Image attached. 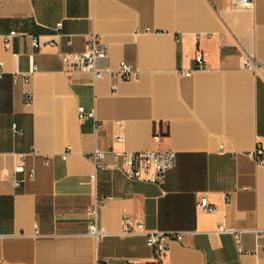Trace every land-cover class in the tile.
I'll use <instances>...</instances> for the list:
<instances>
[{
	"label": "crops",
	"instance_id": "obj_1",
	"mask_svg": "<svg viewBox=\"0 0 264 264\" xmlns=\"http://www.w3.org/2000/svg\"><path fill=\"white\" fill-rule=\"evenodd\" d=\"M89 34L106 47L100 66L125 60L138 78L66 72L59 53ZM0 62V264H264V233L251 231L264 230V164L250 155L264 159V0H0ZM80 105L95 119L79 121ZM159 149L176 158L157 183L127 178L111 152ZM203 195L216 211L197 206ZM123 208L181 240L158 257L143 235L120 234Z\"/></svg>",
	"mask_w": 264,
	"mask_h": 264
},
{
	"label": "built area",
	"instance_id": "obj_2",
	"mask_svg": "<svg viewBox=\"0 0 264 264\" xmlns=\"http://www.w3.org/2000/svg\"><path fill=\"white\" fill-rule=\"evenodd\" d=\"M254 0H230V6L233 8L249 7L253 4ZM61 27V22L56 23L55 30H59ZM148 30V28H146ZM18 34L16 31L12 30L5 37V45H8L9 37L12 35ZM31 44L33 47H40L41 43L39 39L35 36L31 37ZM48 45H53V41L46 43ZM60 59L65 67L66 72H80L87 73L90 75L92 80H98L104 75H109L111 79H123V80H136L138 78V69L131 66L125 60L118 61L115 67L110 66H100L99 61L103 60L107 56V50L100 41L99 37L96 34H89L86 38L85 48L81 51L73 52H60ZM197 67H202L204 64V58L202 53H196L194 56ZM244 66L253 69L254 65L250 61H245ZM36 69V65H32L31 71ZM192 70L181 71L184 75H190ZM21 75L24 81H28V75L26 73H15L16 75ZM2 76L1 62H0V78ZM112 87H115V84H112ZM24 98L27 101H30V96L25 93ZM77 116L79 121L84 120L85 118L95 119L94 109L86 110L84 106L80 105L77 107ZM120 126L123 124L122 121L118 123ZM95 127H101V123L96 122ZM13 130L16 131V125L13 124ZM156 138L159 137L158 134L155 135ZM117 140H123V135L119 133L117 135ZM70 146H66V150L62 153V158L66 159L68 150ZM220 150H223V147H220ZM115 158L116 167L125 175L127 178L134 181H148L157 183L159 182L166 172L171 169L175 164L176 153L170 149H159V150H145V151H112ZM261 150L256 147V149L250 153L251 157L255 159L257 163L264 164V159L260 157ZM106 152L94 148L90 153V158L93 161V164L96 169H105L107 164L105 163ZM47 163V160H46ZM23 165L17 163L14 166V172L18 173L23 171ZM27 177L33 176V169H30L27 172ZM25 180V177L14 176L13 183L14 185H20ZM197 206L201 209L214 212L217 210L215 204L211 203L206 196H201L197 201ZM89 213L93 216V219L89 221L88 232L94 238H99L100 236L106 234L104 227H99L96 222V205H93L89 208ZM121 231L120 234L123 235H132V234H141L145 237V243L147 246L154 249L158 257H163L168 251V242L169 241H179L182 238V231H162V230H150L147 229L144 223L141 220L134 219L131 217L125 208L122 209L121 216ZM218 231H227L233 234L237 249L239 252H248L244 251L240 245L239 237L240 230L227 229L223 225L218 226ZM252 232L260 235L264 233V230L261 229H251ZM101 264V263H99Z\"/></svg>",
	"mask_w": 264,
	"mask_h": 264
}]
</instances>
